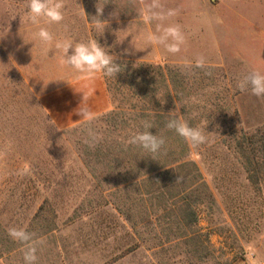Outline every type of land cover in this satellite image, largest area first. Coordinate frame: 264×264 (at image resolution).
I'll list each match as a JSON object with an SVG mask.
<instances>
[{
	"label": "rangeland",
	"instance_id": "1",
	"mask_svg": "<svg viewBox=\"0 0 264 264\" xmlns=\"http://www.w3.org/2000/svg\"><path fill=\"white\" fill-rule=\"evenodd\" d=\"M27 2L0 0V264H25L30 247L36 264H264V159L252 158L261 165L256 184L248 160L225 145L234 144L230 128L245 137L264 132V98L239 87L250 72L264 73V0H63L59 24L29 23ZM153 3L176 13L163 24L180 26L177 52L140 38L158 34L160 22L139 15ZM100 19L103 35L95 29ZM41 27L53 33L51 44L37 36ZM96 39L122 65L116 78L104 76L112 105L90 121L57 127L40 94L77 71L55 43ZM114 105H185L192 127H206L207 142H189L205 183L192 193L203 198L198 233L177 238L167 232L176 224L144 213L134 250L123 213L132 206L139 221L138 198L107 190L108 162L93 157L88 166L85 158L118 138L104 115ZM11 228L32 239L14 240Z\"/></svg>",
	"mask_w": 264,
	"mask_h": 264
},
{
	"label": "trees",
	"instance_id": "2",
	"mask_svg": "<svg viewBox=\"0 0 264 264\" xmlns=\"http://www.w3.org/2000/svg\"><path fill=\"white\" fill-rule=\"evenodd\" d=\"M177 114L181 115V119L189 120L191 125L192 121L185 105H181L180 109H177L176 105H131L125 108L114 105L112 110L104 115L106 122L117 132L118 138L106 149L99 146L95 152L88 151L85 156L88 166L89 159L93 157L97 161L101 159L102 162H108L110 173L103 179L107 190L119 192L125 189L130 191L132 200L138 198L143 213L141 221L129 215L132 206L122 212L129 227L127 236L131 239L130 242L135 241L134 250L139 246L138 226L145 222L144 213H149L156 220L167 218L170 224H176L177 228L171 226L167 232L179 234L177 238L184 239L198 233L193 230L199 222L198 211L203 202L199 200L203 198L199 195L193 196L192 193L199 192L205 183L198 164L191 157L189 142L166 127L167 121ZM144 121L153 124V128L149 129L153 135L157 134L165 139L163 148L153 158L139 146L128 143L131 135L144 130ZM234 128L229 131L234 144H223L243 154L249 163V179L258 184V169L261 165L253 164L252 158L260 155L264 159V132L245 137L241 134L247 133ZM51 177H47L48 181ZM115 208L119 210L117 205ZM52 224L55 229V223ZM208 240V235H205V241Z\"/></svg>",
	"mask_w": 264,
	"mask_h": 264
},
{
	"label": "clouds",
	"instance_id": "3",
	"mask_svg": "<svg viewBox=\"0 0 264 264\" xmlns=\"http://www.w3.org/2000/svg\"><path fill=\"white\" fill-rule=\"evenodd\" d=\"M25 15L31 24H39L41 21L47 23L59 24L64 20V3L63 0H28ZM102 8L99 10V12ZM98 12V16L100 18ZM174 10H164L158 3H153L143 8L139 15L143 16L147 22L158 21L157 33H141V40L147 45L162 46L168 52H177L179 46L184 42V35L179 25L164 26L163 22L174 16ZM107 25L100 22L96 23L95 29L103 35ZM100 35V36H101ZM40 41L45 44H51L54 40L53 33L47 28L41 27L37 33ZM55 48L62 54V61L65 65L75 69L78 73L84 74L86 78L92 79L96 73H103L107 78L115 77L117 73L122 72L121 64L116 63L117 57L109 54L108 48L101 46L98 40H90L87 42H73L71 40L58 41ZM135 48V47H134ZM71 49V54H69ZM136 49V48H135ZM49 55L47 49L44 50ZM124 68V66H123ZM55 81H64L63 79ZM239 87L250 89L252 94L258 98H264V73L254 70L245 75L239 84ZM82 118L90 121L93 117L88 108H82L79 112ZM143 131H138L131 135L128 143L137 145L145 152L149 153V157L153 158L158 154L165 144L163 137L153 135L149 129L153 128L150 121L143 122ZM168 129L174 130L179 136L191 143L193 147H199L207 142L208 137L205 133H209L205 128L192 127L186 120L181 119V115L172 116L166 123ZM9 235L20 242H27L32 239V235L23 228H11ZM35 247H30L24 255L25 264H36L37 257L35 255Z\"/></svg>",
	"mask_w": 264,
	"mask_h": 264
},
{
	"label": "crops",
	"instance_id": "4",
	"mask_svg": "<svg viewBox=\"0 0 264 264\" xmlns=\"http://www.w3.org/2000/svg\"><path fill=\"white\" fill-rule=\"evenodd\" d=\"M61 79L64 81L54 82L40 94L41 104L57 127L66 128L85 121L79 113L82 108H88L92 117L110 109L112 99L102 73L88 79L74 72Z\"/></svg>",
	"mask_w": 264,
	"mask_h": 264
}]
</instances>
